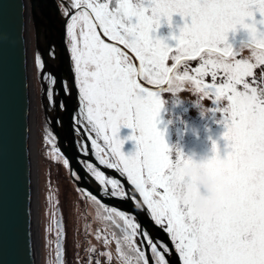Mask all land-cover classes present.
<instances>
[{"label": "snow or ice", "instance_id": "1", "mask_svg": "<svg viewBox=\"0 0 264 264\" xmlns=\"http://www.w3.org/2000/svg\"><path fill=\"white\" fill-rule=\"evenodd\" d=\"M59 6L68 17L78 88L79 111L73 123L88 134L99 164L115 170L126 184L92 163L86 170L103 194L131 201L133 211L110 207L91 192L78 191L96 206L98 220L119 229V236L112 235L122 264H149L137 237L146 241L153 264H169L166 254L171 255V249L152 238L139 222V213L168 234L180 264H264V87L247 79L256 64H264V0H72L67 7ZM175 14L186 22L171 36L175 43L170 45L154 33L162 21L171 27ZM238 28L248 37L238 48H251L256 64L237 58L238 48L228 42V33ZM198 58L201 63L191 70L193 75L187 70L177 74L183 61ZM37 63L44 67L39 57ZM208 76L211 82L204 79ZM49 81L56 83L52 77ZM185 81L211 100L226 129L225 154L221 156L213 142L216 154L205 166L213 175L227 174L233 192L230 199L221 198L222 210L212 219L178 200L180 166L192 161L179 150L173 159V149L157 127L164 103L161 92L175 94ZM48 96L51 101V89ZM121 126L132 129L127 139L135 141L134 153L121 150ZM44 139L52 147V158L63 159L67 167L69 161L52 131ZM83 151L88 155L87 145ZM53 217L55 264H64V225L58 211ZM104 242L108 243L106 237ZM105 255L110 261L111 254Z\"/></svg>", "mask_w": 264, "mask_h": 264}, {"label": "water", "instance_id": "2", "mask_svg": "<svg viewBox=\"0 0 264 264\" xmlns=\"http://www.w3.org/2000/svg\"><path fill=\"white\" fill-rule=\"evenodd\" d=\"M27 4L33 28L34 66L43 118L56 137V144L64 158L69 161L70 174L74 172L78 177L79 180L74 181L79 189L96 195L102 203L127 212L133 211L131 201H121L103 194L101 186L81 164V161L90 162L106 175L126 184L125 178L115 170L99 164L92 154L88 134L82 127L78 130L73 123V117L79 111L78 89L65 41L68 17L62 15L59 6L63 4L67 7V2L0 0V264L37 263L31 248V86L23 17ZM38 57L44 65L42 69L38 66ZM49 77L56 80L55 85L50 84ZM50 89L51 101L48 96ZM61 103L64 104L63 109L60 108ZM85 145L88 146V155L83 151ZM86 178L93 186L86 183ZM138 220L155 241L168 244L172 252L171 255L166 254L169 264H180L168 234L155 226L144 213L138 214ZM137 238L149 258V264H153L146 241Z\"/></svg>", "mask_w": 264, "mask_h": 264}, {"label": "rangeland", "instance_id": "3", "mask_svg": "<svg viewBox=\"0 0 264 264\" xmlns=\"http://www.w3.org/2000/svg\"><path fill=\"white\" fill-rule=\"evenodd\" d=\"M65 1L68 5L72 3V0ZM63 10L61 8V12ZM185 22V19L181 18L179 14H175L172 17L171 27L167 22L162 21L161 27L154 35L173 45L175 41L171 39V36L178 35L179 29L183 27ZM28 36L32 56V84L35 102H37V112L34 110V155L36 161L34 207L36 213L37 262L38 264H49V262L55 264L56 233L52 227V220L54 218L53 213L58 211L64 225V264H122L117 252L116 241L112 235L116 233L119 236V229L115 228L109 221H101L96 218V206L89 203L87 198L77 190L68 166H64L63 159L56 161L52 158V147L45 142L44 138L49 129L45 124L39 100V83L36 79L34 66L33 28L31 24H29ZM247 38L245 29H239L237 33H228V42L233 45L234 49L238 48L241 41H245ZM65 41L73 70L74 63L69 50L70 41L67 36V23ZM234 43L236 44L234 45ZM247 49H242L237 58L256 64L252 49ZM129 56L131 58V53H129ZM130 62L138 63L134 60H130ZM172 63L173 61L169 60V66ZM200 63L199 58L194 61H183L177 68V74H183L187 70L189 75H193L194 73L191 70ZM251 77L253 78H247L250 84L258 88L264 87V64H256ZM74 79L76 85L75 73ZM204 79L206 82H211L210 76ZM216 82L221 81L218 79ZM180 87L182 90L175 94L171 91L161 92L164 103L157 117V127L164 132L166 143L173 149L172 158L175 159V150H179L185 157H191L197 161L210 159L216 154L213 151V142L216 143L219 154L223 156L226 148L223 134L226 129L221 122L220 114L212 110L215 106L211 103V100L204 97L202 93H198L190 82L185 81ZM221 104H226V101H221ZM118 135L120 139L124 140L121 150L126 155L134 153L135 141L127 139L132 135V129L121 126ZM50 197H52L51 201ZM57 200L59 201L58 205L56 204ZM98 234L99 239L97 238ZM105 237L108 239L107 244L104 242ZM90 249H94V251ZM107 253L111 254L110 261L108 256L105 255Z\"/></svg>", "mask_w": 264, "mask_h": 264}, {"label": "clouds", "instance_id": "4", "mask_svg": "<svg viewBox=\"0 0 264 264\" xmlns=\"http://www.w3.org/2000/svg\"><path fill=\"white\" fill-rule=\"evenodd\" d=\"M244 48H238L241 51ZM192 163L180 166L183 183L177 185V198L189 204L198 214L209 219L221 212V198H231L233 188L225 173L213 175L205 166L206 160L197 161L191 157Z\"/></svg>", "mask_w": 264, "mask_h": 264}, {"label": "bare ground", "instance_id": "5", "mask_svg": "<svg viewBox=\"0 0 264 264\" xmlns=\"http://www.w3.org/2000/svg\"><path fill=\"white\" fill-rule=\"evenodd\" d=\"M24 22H25V36L27 39V57H28V73H29V79H30V86L31 89H29V95H30V145H31V157H30V173H31V195H32V238H31V248L34 251V260L37 262L38 257H37V238H36V213H35V201H34V190L36 191V165H35V155H34V143H35V123H34V110L37 112V102H35V96H34V87H33V71L31 69V64H32V56H31V51H30V40L28 36V31H29V24H30V17H29V7L28 4L26 5L24 9ZM33 242V243H32ZM139 244V242L137 241ZM38 264V262L36 263Z\"/></svg>", "mask_w": 264, "mask_h": 264}, {"label": "flooded vegetation", "instance_id": "6", "mask_svg": "<svg viewBox=\"0 0 264 264\" xmlns=\"http://www.w3.org/2000/svg\"><path fill=\"white\" fill-rule=\"evenodd\" d=\"M239 29H241V28H238L235 32L237 33V31L239 30ZM241 42H243V41H241ZM236 43H234V45H235ZM236 47V46H235ZM245 49H247L246 47H245ZM248 50V49H247ZM249 79H252L253 77H248ZM87 137H88V135H87ZM79 142V141H78ZM91 142V141H90ZM79 146H80V142H79ZM80 148H81V146H80ZM87 163H90V162H87V161H81V164H82V166L86 169V164ZM73 173L74 172H72V176H71V178L73 179V181L74 180H79L78 179V177L77 176H75V175H73ZM90 174V173H89ZM91 175V174H90ZM108 176V175H107ZM92 177V176H91ZM111 177V176H110ZM93 178V177H92ZM94 179V178H93ZM95 181V180H94ZM96 182V181H95ZM74 183H75V181H74ZM86 183L88 184V185H90V186H93V184L91 183V182H89V180L86 178ZM97 183V182H96ZM98 184V183H97ZM99 185V184H98ZM75 186H76V188H77V190L79 189L78 187H77V185H76V183H75ZM100 186V185H99ZM84 190V189H83ZM85 192H87L86 190H84ZM81 193V192H80ZM82 194V193H81ZM83 195V194H82ZM84 196V195H83ZM85 197V196H84ZM86 198V197H85ZM137 241H138V238H137ZM150 250V249H149ZM151 253V252H150ZM152 255V254H151Z\"/></svg>", "mask_w": 264, "mask_h": 264}]
</instances>
